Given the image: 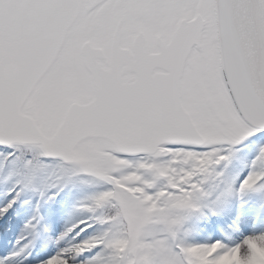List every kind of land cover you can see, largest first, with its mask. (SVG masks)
Returning <instances> with one entry per match:
<instances>
[{
    "label": "snow or ice",
    "instance_id": "obj_1",
    "mask_svg": "<svg viewBox=\"0 0 264 264\" xmlns=\"http://www.w3.org/2000/svg\"><path fill=\"white\" fill-rule=\"evenodd\" d=\"M264 0H0V264H264Z\"/></svg>",
    "mask_w": 264,
    "mask_h": 264
},
{
    "label": "trees",
    "instance_id": "obj_2",
    "mask_svg": "<svg viewBox=\"0 0 264 264\" xmlns=\"http://www.w3.org/2000/svg\"><path fill=\"white\" fill-rule=\"evenodd\" d=\"M258 256L264 259V252H260V255L258 254Z\"/></svg>",
    "mask_w": 264,
    "mask_h": 264
},
{
    "label": "rangeland",
    "instance_id": "obj_3",
    "mask_svg": "<svg viewBox=\"0 0 264 264\" xmlns=\"http://www.w3.org/2000/svg\"><path fill=\"white\" fill-rule=\"evenodd\" d=\"M258 252H259V251H258ZM258 252H257V253H258ZM259 253H260V252H259ZM259 253H258V254H259Z\"/></svg>",
    "mask_w": 264,
    "mask_h": 264
}]
</instances>
